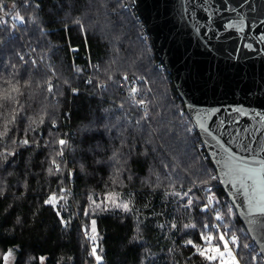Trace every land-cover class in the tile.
I'll return each mask as SVG.
<instances>
[{"label":"trees","instance_id":"trees-1","mask_svg":"<svg viewBox=\"0 0 264 264\" xmlns=\"http://www.w3.org/2000/svg\"><path fill=\"white\" fill-rule=\"evenodd\" d=\"M5 2L10 6L13 0ZM15 2L19 5L23 0ZM38 2L45 35L30 22L16 31L18 39L13 41L8 40V32L0 31V39L5 41L0 46V73L7 75L5 65L9 58L18 63L15 53L27 52L29 41L38 52H47L46 63L52 64L57 73L52 77L56 85L53 91L57 93L54 96L36 87L37 81L51 76L45 65L33 73V87L24 89L21 97L26 108L24 118L18 131L14 128L9 132V138H23L24 129L29 126L28 117L38 120L46 113L45 122L37 131L29 132L30 145L16 148V155L7 164H0V253L12 252L13 264H96L89 254L92 243L85 239L83 231L85 226L90 229L91 219H95L97 252L103 258L102 264H207L194 254V249L185 247L188 239L200 242L205 216L198 208L189 213L176 199L165 195L171 191V181L162 162L170 163L175 158L179 163L172 176L175 190L186 191L201 162L208 165L203 159L208 154L200 137L195 134L186 137L174 115L178 110L188 113L153 48L133 0H126L127 12L121 11L117 0ZM103 3H107V8L101 6ZM18 10L26 18L32 15L31 8ZM76 18L81 19L84 30L73 22ZM94 65H99L98 71ZM29 70L30 66L21 69V83L28 78ZM124 72L130 79L134 74L148 81L141 86L152 89L148 97L154 101L153 112L160 115L143 129L128 128L120 136L117 129L106 132L104 125L115 123L124 115L119 108L127 97L121 79ZM89 78L92 84L87 82ZM99 84H107V88L102 89ZM125 110L133 121L140 115L127 103ZM52 120L56 128H52ZM150 132L153 143H148ZM33 137L38 147L32 142ZM55 138L68 141L63 157L66 163L61 174L50 175L48 168L55 153L48 142ZM113 149L121 152L122 163L127 160L115 185L112 177L118 166L109 160ZM98 160L101 163H96ZM156 173L160 175L159 187ZM61 188L67 191L61 193ZM213 191L222 202L229 200L222 186L214 187ZM109 193L125 201L131 199L132 211L125 213L111 206L101 211L91 207L89 196L99 203ZM53 194L65 197L56 208L44 203ZM85 209L89 216L84 215ZM212 222L209 217L208 223ZM172 223L177 225L175 229L171 228ZM186 223H195L196 228L184 229ZM234 223L237 234L243 237L239 230L247 231L239 217ZM242 242L253 244L251 239ZM239 251L243 257L241 264H253L248 250ZM257 253L256 247L252 255ZM0 264H4L3 258ZM254 264L264 262L258 257Z\"/></svg>","mask_w":264,"mask_h":264},{"label":"snow or ice","instance_id":"snow-or-ice-1","mask_svg":"<svg viewBox=\"0 0 264 264\" xmlns=\"http://www.w3.org/2000/svg\"><path fill=\"white\" fill-rule=\"evenodd\" d=\"M117 5L122 12H127L129 5L126 0H117ZM102 7L107 8V3H103ZM25 10L32 9V15L27 17L18 9ZM228 11H235L234 8H227ZM40 11V4L38 0H23L22 4H17L15 0L9 6L5 0H0V31L8 32V40L13 41L18 39L15 35L18 29H23L29 22L39 30L41 35H45L46 31L43 22L38 15ZM187 11V8L184 9ZM205 11H209L208 19H212V14L219 11L214 6H205ZM10 18V19H9ZM79 25L81 30H84L85 25L80 18L73 21ZM264 24V21H262ZM244 20L239 22H230L224 27L226 29L237 28L243 31ZM199 28V25H197ZM264 40V37H261ZM5 41L0 39V46H3ZM247 47L251 48V45ZM18 58V63L13 62L11 58L5 65L7 75L0 73V164H7L10 157L16 155V148L21 146H29L28 139L29 132H36L37 128L42 125L44 115H40L39 119L28 117L29 126L24 129V137L17 140L15 137L9 138V132L14 128L18 131V125L22 120L23 113L26 111L25 106L21 103V97L24 96V89L33 87V73L38 71L41 65H45L51 76L43 82L37 81L36 87L43 88L49 95H56L53 91L56 85L52 82V77H56L57 73L52 64L46 63L49 59L47 52H38L36 47L28 42V51L24 52L17 50L15 53ZM27 57V58H26ZM30 66L29 75L27 79H23L21 83V69ZM94 68L99 70V65H94ZM10 69V70H9ZM80 72V69H75ZM108 79L112 80V75L108 74ZM122 86L126 87L127 97L124 102L119 105L120 110L124 113L122 117H118L117 121L112 124H105V131L110 133L112 129H117L118 134L123 136L128 128L134 130H141L145 124H151L155 116L159 113H154L155 107L153 99L148 97V93L152 91L151 88L143 89L142 84H147L148 81L141 76H135L130 79L129 74L124 72L121 76ZM89 84L93 83L92 78L87 81ZM68 84V81H64ZM116 83V81H113ZM102 89L107 88V84H99ZM73 89V92H76ZM125 103L130 107L135 108L140 115L134 121L129 118L125 110ZM220 109H210L206 111H196L189 107L188 114L183 110H178L174 113L177 120L183 126L186 137H191L194 134L198 137L202 135L201 146H206L210 149L208 156L203 159L208 161V165L203 162L200 164V169L197 173L192 174L190 186L186 191H176V181L172 180L175 169L179 167V163L175 158L173 162H162L163 168L166 170V175L171 181L169 188L171 191H166L165 195L176 199L179 206L189 213L195 209H199L200 213L205 216L203 228L199 234V243L188 239L185 241V247H190L195 250L196 255L203 258L207 264H241L243 258L240 254V249H246L251 256V261L254 262L259 257L264 262V113L255 112L248 113L244 108L231 109L228 120H221L216 129H212L207 123L209 118L213 117ZM193 113H195L193 117ZM231 113H238L240 116H250L256 121V125L250 128L237 129L235 126L239 121ZM229 121L231 123H229ZM123 122V123H122ZM173 123V122H170ZM52 128H56L55 120L51 121ZM174 126V123H173ZM230 129V131H229ZM156 131V130H153ZM225 132H228L227 139H225ZM152 133H149L148 143H153ZM32 142L39 146L35 137ZM124 141H121L123 145ZM58 144L59 148H55ZM48 146L53 147L55 155L50 161L48 172L50 175L61 174L63 171L62 165L66 163L63 160L65 149L68 146V141L63 138H55L54 141H49ZM199 151V149H197ZM146 154V153H145ZM56 157L61 159L57 161ZM209 157L211 159L209 160ZM109 160L113 161L116 167L113 172L112 183L115 185L119 181L120 174L127 164V160L123 159L122 154L118 149H113ZM101 163V161H96ZM84 166L81 165L83 171ZM71 175V172H69ZM157 176V187H159L160 175ZM131 179V177H129ZM215 182V183H214ZM216 186H224L228 190L230 199L222 202L213 188ZM180 187L183 189V182H180ZM203 193V196H198L193 190ZM61 193L67 190L61 188ZM65 199L63 195H50L44 203L56 208L60 200ZM91 207L101 211L109 210V206L118 208L125 213L132 211L131 199L125 201L120 199L115 193L107 194L99 203L92 197H88ZM57 215L60 211L57 210ZM84 215L89 216V211L84 210ZM209 217L213 222L208 223ZM243 218L247 225V232L243 229L239 231L243 233V237L237 234L235 227V219ZM62 223H65L63 220ZM163 227V225H161ZM177 225L171 224V228L175 229ZM184 229H195V223H186L183 225ZM84 237L91 241L92 247L90 255L95 258L96 264H102L103 258L97 252V229L96 220L91 219L90 229L85 226ZM136 237L134 239H137ZM248 239L254 241L253 244L247 242ZM259 247V253L252 255L256 247ZM169 251H172L171 249ZM10 254V253H9ZM239 257V258H238ZM7 260V256H5Z\"/></svg>","mask_w":264,"mask_h":264},{"label":"water","instance_id":"water-1","mask_svg":"<svg viewBox=\"0 0 264 264\" xmlns=\"http://www.w3.org/2000/svg\"><path fill=\"white\" fill-rule=\"evenodd\" d=\"M133 2L187 113L189 107L196 111L220 109L207 121L212 129L228 120L231 109L264 113V0ZM206 4L219 9L211 20ZM229 7L235 11H228ZM240 19L244 20L242 32L224 27ZM231 114L239 121L237 129L256 125L250 116ZM227 136L225 132V139ZM204 148L208 154L210 149ZM222 188L230 199L227 188ZM239 220L247 231L243 218Z\"/></svg>","mask_w":264,"mask_h":264},{"label":"rangeland","instance_id":"rangeland-1","mask_svg":"<svg viewBox=\"0 0 264 264\" xmlns=\"http://www.w3.org/2000/svg\"><path fill=\"white\" fill-rule=\"evenodd\" d=\"M5 256H7V260H5ZM1 258H3L4 264H13L14 254L12 252L0 253V259Z\"/></svg>","mask_w":264,"mask_h":264}]
</instances>
